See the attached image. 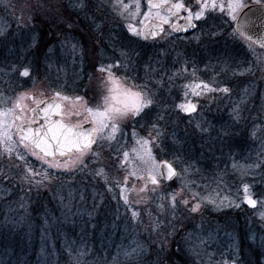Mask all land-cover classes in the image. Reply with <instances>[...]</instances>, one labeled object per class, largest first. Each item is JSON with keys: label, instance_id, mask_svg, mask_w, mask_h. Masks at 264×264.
<instances>
[{"label": "snow or ice", "instance_id": "1", "mask_svg": "<svg viewBox=\"0 0 264 264\" xmlns=\"http://www.w3.org/2000/svg\"><path fill=\"white\" fill-rule=\"evenodd\" d=\"M3 2L4 0H0V3ZM4 6L14 10L11 0L4 3ZM75 6L83 10L86 7L85 0H76ZM111 6L113 11L122 17L127 14V16L135 18L141 14L140 0H134L133 3L115 0ZM37 7L44 11V20L41 22H46L54 29L51 35L53 37H56L57 34L63 35L64 38L59 41L60 47L73 56L74 62L75 58L78 57L83 63L86 50L83 45L74 42V38L69 34V30L73 29L75 25L70 14L61 12L59 5L55 6V9L45 5H38ZM173 17L176 18L177 22L173 23ZM181 19L184 20L182 25L178 22ZM217 19H223L224 23L230 24V26L235 25L229 33L234 39L243 38L250 42V48L252 44H259L261 48H264V37L255 32L257 27L264 29V0H195L194 4L185 3V0H147V12L139 21L140 26L129 22L127 28L133 37L147 41L149 39L156 40L157 37H166L174 32H187L189 29H196L198 27L197 21L204 22L203 25H200L203 28L210 21ZM34 20L35 16L32 12H29L27 21L24 20L23 13H21L18 17V27H27ZM150 20H155L156 23H145ZM164 25H169L170 31L166 32ZM96 27L99 28L100 25ZM7 30L6 24L0 25V37H4ZM206 34L209 37L223 35V33L211 29ZM194 39L199 41L200 36L197 35ZM34 45L35 41H33ZM48 52L51 54L53 49L49 48ZM138 56L139 53L134 50L122 48L120 58L110 63L101 62L98 66L94 65L95 71L101 74L98 78L100 100L95 101L94 99L92 103L85 96H68L55 88H49L47 91L51 94L46 95L44 89H37L36 87L41 83L38 77L33 76L30 67L24 66L19 75L31 78L33 88L20 92L14 99L0 95V105H7L11 102L10 106L0 107V145L4 147V151L9 154V157L15 150L13 146L24 149V152L16 151V159L23 161L26 165L22 179L27 181L29 191L32 188L36 189L37 195H39L41 188H48L53 180L60 179L50 170L67 173H83L88 170L94 178H101L108 185L109 191L113 190V186L119 187V198L123 201L125 212L131 214L128 220L132 223L126 226L131 227L133 231L140 227L146 231L150 230V238L152 233H156L157 238L153 242L159 246V251L156 253L159 258L157 264H172L171 257L165 256L164 253L168 250L169 236L176 233L173 222L178 219L177 213L181 206L184 211L195 214L201 213L202 208L206 205H212L215 209H221L225 206L239 208L240 203L227 196L223 199L219 198L218 191L215 196L212 195L211 191L207 195L202 194L197 190L200 185L193 188L192 185L196 184V181L191 180L190 177L194 172H200V169L190 159H185L180 155H175L172 161L156 159L153 148L161 147L162 141L166 139L164 129L159 124V121L165 120L164 112L166 111L161 100L158 99L159 87L163 86L164 76H167L168 82L171 84L175 78L187 73L189 62L185 61L181 69L173 71L169 75L160 60L146 61L142 65L143 77H140V67H137V61L134 60V57ZM47 67L51 68L52 64L48 63ZM121 68L124 69V73L121 75L113 70ZM12 70L16 71L15 65L12 66ZM221 70H228L226 62ZM259 70L264 73V67H260ZM196 71L195 67L191 69L192 77H196ZM255 71L256 67L250 64L244 67L239 74L255 75ZM129 72L132 74L129 75ZM233 74H236L235 70H233ZM93 75L94 73L88 76L90 82ZM45 79H47V74ZM182 87L184 101L176 105V108L189 116L197 112L200 106L199 99L214 100L216 97L211 94L223 93L230 96L231 93L229 87H221L215 80L205 82L196 78ZM86 91H91L93 98H95V89H86ZM27 100H30L35 107L27 105L25 103ZM240 103H244L243 98H241ZM157 108L160 110L156 111ZM153 112H156V120L150 121L148 135L146 137L140 136L135 131V124L140 123ZM232 118L235 123H239L241 116L238 106L233 107ZM129 121L134 122L132 136L135 145L130 149L123 146L116 149L118 170L122 171L124 175L122 179L113 177V185L110 183L109 174L104 166L90 169L89 165L100 163L102 156L100 149L105 146V142L109 148L112 147L113 142L119 145L118 134L123 138L122 125ZM85 125L88 126L85 127ZM196 128L201 133H210L212 130L211 125L205 127L200 122L196 123ZM234 135L235 131L232 126L222 124L216 132V141L225 142ZM252 135L255 136L256 132L253 131ZM14 137L16 138L14 139ZM209 139L211 141L210 136ZM206 147L209 152H212L216 147V142H210ZM25 153L34 156L41 162L40 170L35 169L28 162ZM261 155H264V140H262ZM137 160L140 161L139 165L135 163ZM177 163L181 165L179 169L175 166ZM231 167L234 171L247 174V169L251 166L240 165L233 158ZM256 167H260V165L257 164ZM129 177L142 180L143 185L138 189L135 185L129 188ZM174 178L180 181L179 190H172L166 194L164 192L158 193L163 181H172ZM214 182L219 187V184L223 182V175L218 174L214 178ZM204 187L207 188L208 186L205 185ZM132 191L137 193L135 200L129 198V193ZM60 199L65 209L62 213L65 220L80 215L78 207L76 211H73L76 197L71 188L68 190V196L66 198L61 196ZM65 199H67V203H63ZM79 199L80 201L84 200L83 193L80 194ZM237 199L252 208H256L258 202L264 207V201H258L257 198H254L251 185L248 183L243 185V195ZM149 201H159L156 203V209L159 213L165 214L167 224L172 226L171 232L163 229V222L158 217H153ZM225 201H228L227 205H225ZM100 203L103 201L101 200ZM139 204H145L148 207L141 210L134 206ZM97 207L98 205H94L93 211ZM119 211L118 206L115 209L117 213L115 219L120 218ZM142 212L149 217L147 225L142 218ZM88 215L91 216L92 212H89ZM168 217L170 219H167ZM260 218L264 220V211L260 212ZM72 222L75 223V221ZM91 227L95 229L97 225L92 224ZM197 239L200 240L201 244H207V241L202 237H197ZM73 251L75 250L73 249ZM177 251L180 249L177 248ZM143 253V246L137 244L136 247L130 248L124 254L127 257H134L143 255ZM76 264H80L79 259H77ZM222 264H240V262L232 260L231 262L223 261Z\"/></svg>", "mask_w": 264, "mask_h": 264}, {"label": "rangeland", "instance_id": "2", "mask_svg": "<svg viewBox=\"0 0 264 264\" xmlns=\"http://www.w3.org/2000/svg\"><path fill=\"white\" fill-rule=\"evenodd\" d=\"M15 1L18 5L16 13L18 16L23 13L25 21L28 20L29 12H32L35 16L37 13L35 8H38L39 11L42 10L37 7L38 5H45L46 7H52L53 9H55V6L59 5L61 6L60 11L66 14H68L67 11L69 9L81 12V9L77 7H68L70 0H11V4ZM28 1L33 2L28 3ZM7 2L8 0H4L3 3H0V9L6 12L11 10L10 8H5L4 3ZM114 2L115 0H102V3L99 4L103 9L111 10V12H109L110 21H108L109 24H114L113 27L109 28V30H111V34L113 35V33L118 34L122 32L127 37L134 39L145 48L146 54H150L148 58L152 57V62H155L164 55H183L180 52H176L181 47H186L188 50L197 48V46L200 47L202 44H208L211 47H215V50H217L219 46L224 48V52H221L227 53L226 55H228L231 60H227L230 62L227 64L230 73H233L234 70L231 65L237 66V68H235L236 74L233 78L231 76L228 77L226 82H224L227 83V85L221 86L229 87L231 89L230 96H226L223 93H214L211 94L216 97L214 100L199 99L200 106L195 115L183 116L178 108H176V105H179L184 101V90L182 86L197 78L191 76V70L175 78L171 84L168 82L167 76H164V83L163 86L159 87L158 94V99L161 100L162 104L166 108V111L164 112L165 120L159 121L160 126L164 129L166 137L164 140L169 139V137L171 139L172 137H176L178 131L181 129L190 131L191 135L195 133L197 136L199 135L202 136L203 139H206L208 134L221 128L222 122L223 124H228L229 126L239 127L245 135L250 134V136L247 137L248 148L245 151H242V153L238 152L236 155L230 154L228 157H225L226 159L224 163L220 165H215L214 163L213 166L215 169L212 168V170H208L211 169L208 168V166V169L201 167V164L204 162L202 158L203 153L198 151L200 148H197V145L193 144V147L190 149H186L185 151L183 150L182 154H180L182 150L179 152L180 155H184L185 157L187 156L186 154H188V158L185 159H190L192 163L200 169V172H194L190 177L191 180L196 181V184L192 185L193 188H196V185H200L197 190L205 195L211 191L212 195L215 196L218 191L219 198L223 199V197L227 196L230 199H236L237 202L240 203V207L236 208L225 206L221 209H215L212 205H206L202 208L201 213L191 214L184 211L181 206L180 211L177 213L178 219L173 222L175 224L176 234L181 231L184 232V237L185 239L187 238L186 241L188 242L187 245L192 243V254H195L193 250L195 249L200 254L199 260L202 264H222L223 261L231 262L232 260H237V237L227 227L228 219L229 225H231L230 222L234 220L233 218L238 216L240 220H245L247 224L251 225V227L255 229L254 233L255 235H258L259 241L264 239V220L260 218V212L264 211V207H262L261 203L258 202L256 208L248 209L243 205L241 200L237 199L238 197H242L243 185L248 183L251 185V191L254 198H257L258 201H264V184L262 183L264 176L261 175V170L264 169V167H261L264 162V155H261L262 140H264V73L259 70L260 67H264V50H258L253 46L250 48L248 43L240 40L239 38L234 39L230 36L229 33L232 31L233 25L230 26V24L224 23L223 19L210 21L208 25L203 28L200 27V25H203L204 22L200 21V29L193 34V37L188 41H174L171 39L170 35L157 39L153 42L145 41L138 37H133L128 31L127 24L131 22L140 26L139 21L143 19V14L147 12V0H140L141 14L135 18L127 16V14H125L124 17L118 15L115 11H113L111 6ZM124 2L133 3L134 0H124ZM185 3L194 4L195 0H185ZM3 11H0V13L4 14ZM111 17H114V19ZM151 21L156 22L155 20H150L145 23H149ZM33 22H36L39 25L42 23L37 20H34ZM5 24L8 26L9 30V23L0 16V25ZM167 27L168 25H166L165 28L166 32L168 31ZM209 29L212 31H219L223 33V35L209 37L206 34ZM69 32L76 33L82 40L88 39L87 34L82 33L76 25H74L73 29L69 30ZM197 35L200 36L199 41L194 39ZM27 37L29 38V36ZM35 38L36 35H32L30 37V41H35L37 39ZM0 39L2 40L4 38L0 37ZM74 40H77L76 42H78L76 37H74ZM52 49L53 52L51 54L47 52V55H49L47 64H52L51 68L47 67L46 69L47 73L50 74V82L48 85L51 84L53 88L59 89L63 93L65 91L71 92L75 91V87L67 85L72 81L73 83H76L75 86L79 84L78 88L82 89L80 92L81 94L76 95L85 96L90 103H92L94 99L95 101H99L100 95L98 78L101 74L95 71L94 65H96V59L103 60L107 58V60L113 62L118 59L117 56L120 57V53L116 55L115 52H113V55H109L111 53L105 52L103 55H95V53H92L89 48H86V57L84 62L81 63L78 57L75 58L74 62L73 56L67 50L62 49L60 47V43L57 50L54 49V47H52ZM110 62H105V64ZM161 63H163V61H161ZM250 64L256 67L255 75H250L248 73L240 75L239 72ZM181 68L182 66L176 69H165V71L169 70L167 73L170 75L173 71ZM221 69L222 68H220V72L218 74L226 72ZM113 70L117 71L118 75L124 73L123 68ZM93 73L94 75L90 82L88 76ZM143 74V69L141 68L139 76L143 77ZM52 75H56V78H52ZM215 77L218 79L222 78L218 75H215ZM198 79L203 80L201 78ZM203 81L206 82V80ZM48 85L39 86L37 89H44L46 95H50L51 93L47 90L51 86ZM86 89H95V98H93L91 91H86ZM18 94L19 93H16L15 95L6 94L3 92L2 88H0V95L5 98L11 97L14 99ZM68 96L71 95L68 94ZM189 98L191 99V97ZM241 98H243L244 103H240ZM25 103L30 107L35 106L30 100L25 101ZM10 105L11 102L7 105H0V107ZM234 106H238L240 109L241 119L239 123H235L232 118ZM159 110V108L156 109V111ZM148 118L150 120L145 130L143 129V126H137L135 124V131L140 136L146 137L148 135L150 121L156 120V112H153L149 117L142 121L146 123ZM223 118H225V120H223ZM221 119L222 122L220 123ZM197 122H200L205 127L211 125L212 130L210 133H201L199 129L196 128ZM133 123L134 122L129 121L127 124L122 125L123 138H121L120 134H118L117 137L119 145H117L116 142H113L112 147L109 148L107 142H105V146L100 149L102 153L100 163L89 165L90 169L101 165L104 166L109 174L110 183H113V185V177L122 179L124 175L122 171L118 170L119 166L116 162V149L119 146L130 149L135 145V141L132 136ZM218 123L220 125H218L219 127L217 128ZM217 130L215 132H217ZM253 131L256 132L255 136L252 135ZM173 133H175V135H173ZM15 138L16 137H14V139ZM164 140L162 141V146L164 145ZM162 146L153 148V154L156 159L172 161L174 155L170 156L171 152L167 154L164 150L165 148ZM13 147L15 150L11 154V157H9V154L4 151V147L0 145V208L2 209L3 215L2 222H8L10 226L13 224L14 226L22 228L23 226H27L29 229L33 228V231L37 228L40 231L37 244V264H76L77 259H79L80 264H99V262L94 260V257H92L90 247V244H95V242H93L95 241L93 237L94 229L91 225L95 224L94 219L99 215L98 207L95 211H93V207L94 205L100 206L102 204V206H104L105 204V206H107L106 211L109 208L115 211V209L119 206V217L122 218L126 216L128 221V217H130L131 214L130 212H125L123 201L119 198L120 188L113 186V190L109 191L108 185H106L101 178H94L89 174L88 170H85L83 173H67L63 171L57 172V170H50L58 175L60 179L53 180L48 188H41L39 190V195L46 194L51 200L52 207L49 209L48 205L44 203L42 205L45 208V211L37 216H34L33 207L36 205L39 195H37L35 188H32V190L29 191L27 181L22 179L26 165L23 161L16 159V151L24 152V149L16 148L15 146ZM196 152L197 154H195ZM166 154L168 155L167 159ZM25 155L28 162L35 169H41V162L39 160L28 153H25ZM233 158L240 165L246 167L251 166L248 167L247 174H242L241 171H234L232 169L231 165L233 163ZM135 163L139 165L140 161L137 160ZM257 164H259L260 167H256ZM175 166L179 169L181 165L177 163ZM218 174L223 175V182L219 184V187H217V184L214 182V178ZM95 181L97 182L96 184L94 183ZM98 185L99 187H97ZM132 185H135L138 189L143 185V181L136 180L134 177H129L128 187L131 188ZM205 185L208 187L205 188ZM70 188L73 190V195L76 197L74 200L73 211H76V208L78 207L80 215L72 216L70 220H65L62 215L65 209L63 208L60 197L63 196L66 198ZM179 189L180 181L173 179L168 183L162 182L158 193L164 192L166 194L169 191ZM213 189H216V191H213ZM81 193L84 195L83 201H80L79 199ZM102 193L107 195V198H105ZM129 198L135 200L137 198V193L135 191L130 192ZM101 200L103 203H100ZM106 202L108 204H106ZM63 203H67V199H65ZM156 203H159V201H149L151 210L156 209ZM224 203L227 205L228 201H225ZM22 204L23 206H21ZM134 206L141 210L148 207V205L145 204ZM108 211L104 212L105 215L109 214ZM89 212H92L91 216L88 215ZM104 213L102 214V217ZM157 215L160 216L159 219L163 222V229L171 232L172 226L167 224L165 214L157 211ZM153 217H155L154 214ZM10 218H13L14 220L10 221ZM142 218L145 225H147L149 221L147 214L142 212ZM167 219H170V217ZM72 221H75V223ZM112 230L115 231V228L113 227ZM121 231L124 234L130 233L127 229H121ZM98 237H101V232H98ZM170 237L171 236H169V238ZM197 237H202L205 241H207V244H201ZM251 237L254 238V235H251ZM105 241L106 239H103L101 243L103 244ZM137 244L140 243L134 238L130 240L128 239L124 243L116 244L118 248L117 256H120L121 259L112 257L111 264L117 263L119 260L122 262L121 264H124L130 259L138 257V255L134 257H127L124 254L126 251L130 250V248L136 247ZM113 247L115 248L114 243L111 248ZM73 249L75 251H73ZM62 253H64V255H62ZM81 253H83V255H81Z\"/></svg>", "mask_w": 264, "mask_h": 264}, {"label": "trees", "instance_id": "3", "mask_svg": "<svg viewBox=\"0 0 264 264\" xmlns=\"http://www.w3.org/2000/svg\"><path fill=\"white\" fill-rule=\"evenodd\" d=\"M32 2L33 1H28V3ZM75 2L76 0H70L69 6H67L69 8L76 7ZM100 3H102V0H85L86 7L81 10V12H76L74 9H69L67 11L68 14H70V18L75 21L77 28L80 29L82 33L87 34L88 39L82 40L76 33L69 32L70 36L73 38L76 37L85 50L86 48H89L92 53H95V55H103L105 52L111 53L109 55H113V52H115V54L118 55L122 48L124 50H134L139 53V56L134 57V60L137 61V67H140V69L144 62L153 61L151 60L152 57L148 58L150 54H146L145 48L134 39L127 37L122 32L118 34L113 33V35L111 34L109 28L114 25L108 23V21H110L109 12H111V10L103 9L101 5H99ZM11 5L14 6V10L13 8H10L11 10L6 12L0 9V11H3L4 13H0V16L10 25L7 35L3 37L4 39H0V88H2L3 92L6 94L15 95L16 93L30 90L33 87L31 78H25L19 75V72L23 70L24 66L30 67L33 76H37L39 81H41L36 87L48 85L50 82V74H48L46 70L47 60L49 58L47 52L49 48L52 47L57 50L59 41L64 37L60 34L53 37L51 32L54 29H52L46 22H43L40 25L36 22H32V24H29L27 27H18L19 16L16 13L18 8L17 2L15 1ZM35 9L37 12L35 14V20L41 22V20H44V11H39L38 8ZM112 19H114V17ZM97 25H100V27L97 28ZM32 35H36L37 38H35L34 46H31L33 45V42L30 41ZM27 36H29V38ZM74 41L76 42L77 40ZM221 51L224 52V48H221L220 46L215 50V47L213 46L211 47L208 44H202L200 47L197 46V48L188 50L186 47H181L176 52H180L183 55H164L158 60L163 61L162 65L164 69L180 68L185 61H188L189 63L187 67L189 70L193 67L196 68L197 78L206 80V82L215 80L220 86H226L227 83L224 82H226V79L230 76L233 78L234 74L232 72L230 73L229 70L218 74L220 68L225 66V62L227 64L230 63L227 61L230 60L229 56L226 55L227 53ZM117 57L120 58L119 56ZM98 62L105 63L110 61L107 60V58L103 60L96 59V66L97 64H100ZM13 65L16 66V71L12 70ZM231 66L234 70L237 68L236 65ZM46 74L47 79H45ZM128 74L131 75L132 72H129ZM215 75L222 78L218 79ZM55 76L56 75H52V78H56ZM75 84L76 83L71 81L67 86L78 87V85L75 86ZM48 86L53 88L51 84ZM77 91H80V89ZM149 120L150 119L148 118L146 123L141 120L140 123L136 125L143 126V129L145 130L148 126ZM223 120H225V118H223ZM221 122L222 119L220 120V123ZM221 124H223V122ZM218 125L220 124H217V128L219 127ZM232 128L235 131V135L228 138L225 142L216 141L215 131L217 129L208 134L206 139H203L202 136H197L195 133L191 135L190 131L181 129L178 131L176 137H172V139L169 137V139L164 140L165 142L162 147L165 148L164 150L167 154L171 152L170 156H175V154H182L183 150L190 149L193 147V144H195L197 145V148H200L198 151L203 153L202 158L204 162L201 164V167H205L206 169L211 168L208 170H212V168H214V163L215 165H220L224 163L226 159L225 157H228L230 154L236 155L238 152L242 153V151H245L248 148L247 137H249L250 134L245 135L239 127L232 126ZM209 136L211 137V141ZM213 141L216 142V147L212 152H209L206 145ZM180 151L181 153L179 154ZM197 152L195 154H197ZM167 154L166 159L168 158ZM186 155V157L184 155L180 156L188 158V154ZM261 167H264V162ZM261 175L264 176V169L261 170ZM94 183L96 184L97 182L95 181ZM262 183L264 184V179L262 180ZM97 187H99V185ZM102 194L107 198V195H104V193ZM38 197L39 199L33 207L34 216L45 211L42 204H47L49 209L52 207L51 200L46 194L39 195ZM106 204L108 203L106 202ZM106 208L107 206H105V204L104 206H102V204L98 206L99 215L94 219V222L97 225L93 231V237L95 239L93 242H95V244H90L94 260L99 262V264H111L112 257L121 259L120 256H117L118 248L116 244H121L128 239L130 240L134 238L143 246L144 253L143 255H138V257L130 259L124 264H141V262H143V264H157L159 258L156 253L159 251V246L153 242L157 238V234L152 233L150 238V230L146 231L143 227L133 231L131 227L126 226L127 224L132 223L129 220L127 221L126 216L115 219L117 213L115 214V211L109 208L108 210L110 211L107 210L109 214L105 215L104 212H107ZM103 213L104 218L102 217ZM152 213L155 217H160L157 215L156 209H153ZM118 215L120 216V214ZM233 219L234 220L230 222L231 225H229L228 219L227 227L237 237V261H239L240 264H264V239L259 241L258 235H255L254 233L255 229L247 224L245 220H240L238 216H235ZM11 220L14 219L10 218V221ZM2 221L3 215L2 209L0 208V264H37L36 255L38 254L37 244L40 231L37 228L33 231V228L29 229L27 226H23V228L14 226L13 224L10 226L8 222ZM113 227L115 228V231L112 230ZM121 229H127L130 233L124 234ZM98 232H101V237H98ZM251 235H254V238H252ZM170 236L168 250L164 255L171 257L172 264H202L199 260L200 254L195 249H193L195 254H192V243L187 245L188 242L184 237L183 231ZM103 239H106V241L102 244L101 242ZM113 243L115 244V248H111ZM177 248H179L180 251H177ZM62 255H64V253H62ZM121 263L122 262L119 260V262L113 264Z\"/></svg>", "mask_w": 264, "mask_h": 264}, {"label": "flooded vegetation", "instance_id": "4", "mask_svg": "<svg viewBox=\"0 0 264 264\" xmlns=\"http://www.w3.org/2000/svg\"><path fill=\"white\" fill-rule=\"evenodd\" d=\"M172 20L174 21V20H176V18L173 17ZM178 22H179V24H183L184 20L181 19ZM196 23H197L198 27L196 28V30L194 32H192L190 34H186V35H179V34L171 33V35H170L171 39L174 40V41H188V40H190L193 37V34H195L200 29L199 25H200L201 22L197 21ZM164 28H166V25H164ZM167 28H168V31H170L169 25H168ZM160 38H162V37H160ZM33 107H35V106H33Z\"/></svg>", "mask_w": 264, "mask_h": 264}, {"label": "water", "instance_id": "5", "mask_svg": "<svg viewBox=\"0 0 264 264\" xmlns=\"http://www.w3.org/2000/svg\"><path fill=\"white\" fill-rule=\"evenodd\" d=\"M184 24V23H183ZM235 26V25H234ZM193 29H189L187 32H190V31H192ZM187 32H175V33H177V34H186ZM255 32L256 33H259V35L261 36V37H264V29H259L258 27L255 29ZM255 38V37H254ZM241 39H243V38H241ZM244 40V39H243ZM246 41V40H245ZM248 42V41H247ZM250 43V42H249ZM253 46H255V47H257L258 49H264V48H261L260 47V45L259 44H252ZM196 113V112H195ZM195 113H192L191 115H193V114H195ZM181 114L182 115H184V116H189V115H187V114H185V113H183V112H181ZM88 125H85V127H87ZM165 182H171V181H165ZM244 205L246 206V207H248L249 209H253L252 207H250L249 205H247L246 203H244Z\"/></svg>", "mask_w": 264, "mask_h": 264}, {"label": "bare ground", "instance_id": "6", "mask_svg": "<svg viewBox=\"0 0 264 264\" xmlns=\"http://www.w3.org/2000/svg\"><path fill=\"white\" fill-rule=\"evenodd\" d=\"M243 203V202H242ZM243 205H244V203H243ZM245 206V205H244ZM246 207V206H245Z\"/></svg>", "mask_w": 264, "mask_h": 264}]
</instances>
